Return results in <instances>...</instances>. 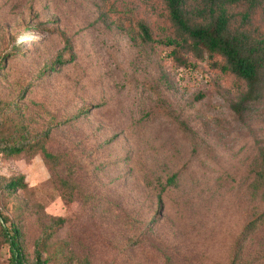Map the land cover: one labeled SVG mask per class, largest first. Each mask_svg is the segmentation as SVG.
I'll list each match as a JSON object with an SVG mask.
<instances>
[{
    "label": "rangeland",
    "instance_id": "374dc122",
    "mask_svg": "<svg viewBox=\"0 0 264 264\" xmlns=\"http://www.w3.org/2000/svg\"><path fill=\"white\" fill-rule=\"evenodd\" d=\"M245 11L229 9L232 26L264 40V2ZM172 37L163 0H0V135L53 127L51 159L0 155V176L24 183L0 212L21 229L25 264L48 229L47 264H264L251 192L264 70L243 103L219 56L182 50L180 64L159 43Z\"/></svg>",
    "mask_w": 264,
    "mask_h": 264
},
{
    "label": "trees",
    "instance_id": "16d2710c",
    "mask_svg": "<svg viewBox=\"0 0 264 264\" xmlns=\"http://www.w3.org/2000/svg\"><path fill=\"white\" fill-rule=\"evenodd\" d=\"M173 29V37L159 41L172 47L171 52L177 62L185 64L180 55L182 50L189 52L195 58H201L204 53L217 55L224 62V70L243 80L247 86L241 101L251 100L262 70H264V40L255 39L247 32L232 26V15L229 9L246 5L242 19L249 18V12L258 7L264 0H163ZM139 30L144 41L152 42L145 25L140 24ZM63 63L61 59L55 60ZM52 126H47L39 135L32 138L3 137L0 135V155L18 156L23 152L41 153L44 159H51L46 143L50 137ZM175 176L168 179L174 183ZM24 188L22 178L0 176V202L7 200L18 190ZM253 195L264 202V149L258 152V170L255 173ZM0 242L7 246L8 264H25L22 250V233L19 226L0 212ZM5 224V225H4ZM250 230V224L244 226L243 233ZM51 229L40 235L33 247L32 264H47L45 256L46 243L50 238ZM241 238L234 248L233 263L241 258ZM87 264V263H85Z\"/></svg>",
    "mask_w": 264,
    "mask_h": 264
}]
</instances>
